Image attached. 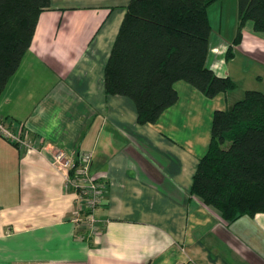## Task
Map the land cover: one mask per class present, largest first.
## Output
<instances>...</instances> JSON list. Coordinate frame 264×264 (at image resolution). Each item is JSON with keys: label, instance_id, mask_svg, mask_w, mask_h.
<instances>
[{"label": "crops", "instance_id": "crops-1", "mask_svg": "<svg viewBox=\"0 0 264 264\" xmlns=\"http://www.w3.org/2000/svg\"><path fill=\"white\" fill-rule=\"evenodd\" d=\"M131 1L52 0L39 15L0 96V118L43 147L0 137V264H264V214L227 223L190 193L213 113L245 91L264 94V33L248 21L235 45L237 0L212 4L206 66L235 89L206 98L179 81L177 102L141 125L132 101L104 87ZM52 149L93 154L91 174L106 188L93 234Z\"/></svg>", "mask_w": 264, "mask_h": 264}, {"label": "trees", "instance_id": "trees-1", "mask_svg": "<svg viewBox=\"0 0 264 264\" xmlns=\"http://www.w3.org/2000/svg\"><path fill=\"white\" fill-rule=\"evenodd\" d=\"M52 0H0V96L19 70ZM218 0H132L104 70L105 92L129 99L137 122L154 124L177 100L182 81L206 98L235 89L207 66V11ZM238 45L245 23L264 33V0H237ZM231 54L230 51L227 55ZM191 195L227 223L264 214V94L243 97L212 115L210 143L192 179Z\"/></svg>", "mask_w": 264, "mask_h": 264}, {"label": "built area", "instance_id": "built-area-1", "mask_svg": "<svg viewBox=\"0 0 264 264\" xmlns=\"http://www.w3.org/2000/svg\"><path fill=\"white\" fill-rule=\"evenodd\" d=\"M0 137L21 151L41 153L43 150V147H34V149L32 142L22 129L13 128L1 118ZM52 150L50 164L56 172L63 175L65 189L73 193L79 206L77 215H83L85 225L93 234L96 224L94 211L101 205L106 190L104 183L91 174L93 154L84 153L76 158L73 154L67 155L62 150Z\"/></svg>", "mask_w": 264, "mask_h": 264}, {"label": "rangeland", "instance_id": "rangeland-1", "mask_svg": "<svg viewBox=\"0 0 264 264\" xmlns=\"http://www.w3.org/2000/svg\"><path fill=\"white\" fill-rule=\"evenodd\" d=\"M211 33V32H210ZM45 146V145H44ZM32 147L34 148L35 146L34 145H32ZM51 148V147H50ZM35 149V148H34ZM49 149V148H48ZM264 241V240H263Z\"/></svg>", "mask_w": 264, "mask_h": 264}]
</instances>
